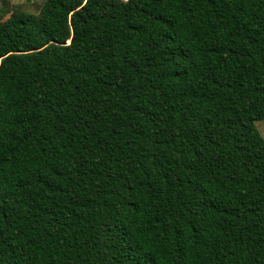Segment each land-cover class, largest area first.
<instances>
[{
	"label": "trees",
	"instance_id": "trees-1",
	"mask_svg": "<svg viewBox=\"0 0 264 264\" xmlns=\"http://www.w3.org/2000/svg\"><path fill=\"white\" fill-rule=\"evenodd\" d=\"M7 12L0 264H264V0Z\"/></svg>",
	"mask_w": 264,
	"mask_h": 264
},
{
	"label": "rangeland",
	"instance_id": "rangeland-1",
	"mask_svg": "<svg viewBox=\"0 0 264 264\" xmlns=\"http://www.w3.org/2000/svg\"><path fill=\"white\" fill-rule=\"evenodd\" d=\"M41 1L42 0H3V6H0V19H4L5 15H9L8 12L5 14L2 13L3 7L8 8V7H11V5L18 4V5H20V8L23 10L35 11L36 6L38 4H40ZM1 15H4V16H1ZM254 124H255L256 128L258 129V131L260 132V134L264 137V119L257 120V121H255Z\"/></svg>",
	"mask_w": 264,
	"mask_h": 264
},
{
	"label": "snow or ice",
	"instance_id": "snow-or-ice-1",
	"mask_svg": "<svg viewBox=\"0 0 264 264\" xmlns=\"http://www.w3.org/2000/svg\"><path fill=\"white\" fill-rule=\"evenodd\" d=\"M0 6H3V0H0Z\"/></svg>",
	"mask_w": 264,
	"mask_h": 264
}]
</instances>
